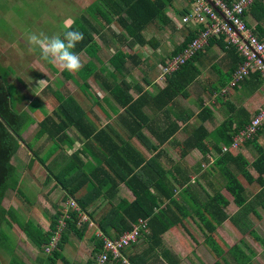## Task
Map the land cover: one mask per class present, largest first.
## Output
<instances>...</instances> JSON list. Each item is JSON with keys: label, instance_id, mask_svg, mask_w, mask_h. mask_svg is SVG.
<instances>
[{"label": "trees", "instance_id": "16d2710c", "mask_svg": "<svg viewBox=\"0 0 264 264\" xmlns=\"http://www.w3.org/2000/svg\"><path fill=\"white\" fill-rule=\"evenodd\" d=\"M174 1L97 0L91 3L89 9H91L93 18L99 17L104 21L106 28L116 24L118 32L111 31V38L119 45L122 42L129 46L134 44L145 45L146 43L154 45L153 38H144V30L157 20L162 24H167L171 18L167 15L166 8L171 6ZM224 1L230 3L233 0ZM248 9L255 17L256 11H262V16H264L263 0H254ZM184 12L178 11L179 14ZM84 20L90 23L87 19ZM256 28L260 30L258 36L262 37L264 33L258 25ZM92 29L97 32L104 43L103 45L109 47L110 42L102 31L103 29L99 28V30L94 26ZM75 30L81 31L84 34V39L76 45L74 51L80 53L87 49L91 54V58L80 71L76 72V75L84 82L92 77L108 93L109 99L121 108L120 112L112 108V112L116 113V123L120 132L110 124L97 127L90 120L87 110L71 94L63 95L58 91H55L58 104L42 119L36 121L30 115L31 107H29V111H18L15 108L6 81L8 74L3 73L4 75H2L0 73V224L2 222L12 224L13 219L17 220L16 222L20 221L11 207H4L3 201L8 189L22 192L20 178L16 174V166L11 160L23 144L32 154L30 163L35 159L39 160L49 174H52L56 184L64 190V198H71L78 207V209L71 208L67 212L68 217L65 218V226L61 230L56 248L51 251V256L46 257L50 262H53L54 258H61L64 262L66 261L60 255V249L62 244L67 241L69 232L82 237L89 223L88 220H82V214L85 213L89 220L96 223L97 228L107 237L118 236L122 232L139 225L140 221H146V229H141V239L139 238L145 247L140 252L133 254L123 252L126 247L122 250V254L128 258L131 264H152L149 261L156 260L159 256H151L153 254L149 253L160 246L162 235L176 225H183L184 220L188 218H191L200 229L204 245L215 256L216 259L212 264H231L225 256L227 253L233 257L236 264H252L251 257L239 245L227 246L218 238L221 236L216 233V229L228 217L224 211L228 199L218 190H215L217 187L214 186L213 182L210 185L213 186L214 192L210 193L199 180L190 183L188 173L177 164L172 163L168 167L163 166L159 160L161 155L159 150L150 157H144L132 141V138L135 137L142 144L148 145L150 148H157V146L168 141L184 125L186 137L178 143L180 145L179 154H186L185 152L196 148L202 155L201 161L193 167L194 169L190 173L198 174L202 170V162H206L210 170L219 173L224 178L223 187L231 195L232 201L237 207H253L251 205L254 203L260 205L264 210V147L256 141V137L264 125L259 127L255 134L247 138L241 145L254 148L256 155L252 160H249L242 151L231 152L228 150L222 152L218 146L220 143L230 146L233 135L249 121H244L247 118L245 115L232 113L212 130H207L203 124L211 115L207 107L201 108L196 113L197 118L201 120V123L196 127L187 123L193 115L192 112H180L170 120L171 114L167 107L174 103L178 95H186L188 86L196 80L199 69L195 62L201 51L207 46L203 50L197 51L176 70L167 75L165 83L160 85L155 94L150 95L138 86L136 89L139 91L138 95L134 96L130 93L131 84L124 78L118 80L117 77L121 71L128 72L131 68L128 66L129 60L134 65L137 64V54L124 52L119 46L113 44L114 47L116 46L115 50L108 57V63L113 69L107 71V76L103 75L105 62L99 55L100 45L83 23L80 24L79 29ZM185 31L182 40L171 51V55L182 52L195 36L196 31L190 29H185ZM211 43H217L228 56L227 59L225 57L227 62L231 64L229 77H225L228 84L232 73L243 62V58L234 47L226 46L222 37L211 38L208 45ZM62 72L67 78L72 77L66 70ZM252 75L256 78L260 77L258 72L249 73L238 84ZM89 92L91 91L89 90ZM232 111L234 112L233 108ZM234 116L238 118V123L235 125L233 124ZM162 117L164 120L161 123ZM33 124H36L33 138L38 140L45 137L51 142L50 152L45 156H39L22 136L23 132ZM72 129L77 136L82 137L83 143L80 148L75 149L69 155L68 161L54 173L46 162L53 154L55 155L56 150L61 146H72L73 140L68 135V131ZM144 130L152 134L156 139V145L150 142ZM207 136L213 139V145L217 152L210 163H207L209 161L207 156L209 149L204 142ZM84 155L94 162L90 169H88L89 160L83 159ZM51 160L53 163L56 162L54 157ZM249 166L255 170V175L249 171ZM205 173L206 171L201 172L200 176H204ZM238 175H241L250 186L255 184L259 187L252 199L248 200V196L245 195L247 187ZM121 184L131 192L133 199L127 201L121 198L117 202H112ZM196 187H200L201 191L206 194L205 199L200 198L198 191L194 190ZM81 190L82 193L78 194ZM22 195L23 198L26 196L24 193ZM100 196L106 198L108 205L98 215L93 208L91 210L89 208ZM64 212V209L60 207L53 215H50L48 229L45 230L28 220L24 223L20 222L19 226L34 246L40 252H44V248L56 230L58 219L63 216ZM255 213L257 214V211ZM4 238L5 235L0 228V241ZM90 238L94 241L93 251L100 252L102 239L93 234ZM256 238L260 239L259 237ZM249 251L253 253L251 250ZM108 261L121 264L119 258L114 259L111 256ZM11 264L25 263H17L15 259H11ZM86 264H92V260H88Z\"/></svg>", "mask_w": 264, "mask_h": 264}, {"label": "rangeland", "instance_id": "374dc122", "mask_svg": "<svg viewBox=\"0 0 264 264\" xmlns=\"http://www.w3.org/2000/svg\"><path fill=\"white\" fill-rule=\"evenodd\" d=\"M94 1L97 0H0V73L2 75L6 73L8 74L6 81L10 89L9 91L12 95V103H15L19 111H29V107H33L30 111L31 114L34 113L32 116L38 120L42 119L47 113V110L48 113L51 112V110L58 104L55 97V91H58L63 95L71 94L72 96L81 100L83 98L82 107H84L85 110H87L89 105L92 104L91 114L94 116L97 115L99 117V120H95L97 121V125H100V119H102L103 122L107 121L102 109L96 104V101H100L99 98L101 99V97L105 94L103 93V89H99L100 87H98V84L94 81V79L89 77L86 79V82H84L75 74V72L68 71L67 72L70 73L72 77L67 78L62 72L63 69H61L58 65H54L43 60L41 58L39 49H33L26 40V33L29 31H42L49 36L53 34L62 35L63 31L65 30L63 22L66 19L71 18L74 20V24L72 25L74 30L77 28L79 29L80 24L83 23V25H85V27L91 32L97 43L101 45L102 48L99 51V55L105 62L104 66H106V71H111L113 68L108 63V57L114 52L115 47L109 49L108 47L103 46V41L98 36L97 32L92 29V26L97 27L98 29H103L102 31L110 43L112 42V44H115V41L111 38V31L115 30L116 24L110 25L109 27L107 26L106 28V24L102 19L99 17H92L89 6ZM174 2H177V0ZM170 10V6H168L166 8V13L171 18V15L168 13ZM84 19H87L90 21V23L86 22ZM156 23L159 24V21L157 20L155 23H151L144 30V38L149 39L153 37L155 40H159L157 45L158 50H156L157 48L155 45L150 43H146L145 46L140 45L142 46V49L136 48V50H138V54L140 53L144 59L148 60L149 63H152L156 60L158 61L163 51L166 52L168 58L172 49L182 40L184 33H186L185 26L182 27V29H171L172 23L165 24V26L161 27L157 26ZM126 46L127 45L121 44L119 48H122V50L126 52L131 50ZM133 50L134 47L130 52H133ZM159 50L160 53H158ZM78 54L83 62V65H85L86 60L91 57L90 52H88L86 49L82 50ZM162 65L163 63L158 61V63L154 65L153 72L150 73L145 71V73H143L145 68L143 64H139L138 66L136 65V67H134V64L129 60L128 66L133 68L132 74L131 76L125 77L131 82V85L135 82H138L145 85L150 84L153 86H162L165 83V78L161 77ZM203 70L204 76H201L199 81L200 84L215 77L214 69L206 67ZM11 72L13 73L10 74ZM104 74L105 71L103 72V75ZM118 76V80H120L121 77L120 75ZM41 80H44V82L39 84V81ZM194 85L195 89L187 88L188 91L186 95L177 96L176 103L179 104L180 109H191L192 107H195L196 110H198V97L201 99L205 98L206 104L210 103V105L212 104L213 99H216L217 103H220L227 97H231L233 99V97L230 95L226 97V93L230 92L226 87L230 89L232 88L229 87L228 84L227 86L225 85V88H222L225 91L221 90V93L211 91L213 92L211 93L213 99H210L211 96H209V92L202 93L201 90L197 88L198 84ZM15 87L22 91V98H16V95L18 94L15 91ZM89 90L93 93L89 92ZM131 91L136 92L133 86ZM219 93L222 95V97H214L215 94ZM89 95L91 98L87 97ZM223 95H225V97ZM188 103L190 104L188 105ZM180 109L178 110L175 105L171 106L170 110H168L171 114L170 120L178 114ZM103 110L106 112L109 111L111 114L109 107H107L104 103ZM115 110L118 109L115 108ZM232 112L233 111L227 108L222 110L221 115L214 112L217 115L213 118L207 119L205 125L208 126V129H211L216 125L217 122L225 120V118H227ZM236 112L237 111H234L233 113L235 114ZM236 116L233 117V121L238 119ZM221 118L223 119L220 120ZM163 120L164 119L162 117L161 123ZM188 123L190 126L196 127L200 123V120L196 118L195 114H193ZM262 130L264 133V127H262ZM35 131L36 126L31 125L23 132L22 136L29 146L34 148L39 156H45L50 152L51 142L45 137H42L38 140L34 139L33 136ZM146 133L149 134L148 131H146ZM68 135L73 140L74 145L72 144L71 147L67 145L61 146L58 150H56L55 155L53 154V156H51L52 158L54 157L56 159V162L53 163L51 157L46 162L54 173H56L68 161L69 155L75 150L76 147H81V145H79L76 141V134L73 129L68 131ZM182 137H185V135ZM208 139L209 142L208 144L206 143V145L214 158L217 155V152L214 148V145L212 144L213 139H210V137H208ZM221 146L222 144H220L219 147L221 148ZM241 147L237 150H232L231 152H236L238 150L244 151V149ZM249 147L247 150H245V155L249 157V160H252L253 157H255L256 152L252 146ZM185 153L186 154L181 155L179 152L177 154H173L174 157L170 158V160H167L166 157H159L161 160L160 162H162L163 166L165 167H168L172 163L177 164L182 169H185L184 171L188 173L190 183H193L194 180H199V182L206 186L205 181L202 179L199 173H190V171L194 169L193 167L201 161L199 152H197L196 148H193ZM83 157H86L90 160V158L85 155ZM31 158V152L23 144H21L15 156L11 160L16 166V174L20 178L22 192L8 189L5 194L3 202L4 207H12L15 213H19L20 215L17 216L20 221L16 223L17 220L13 219L15 223H13L12 226H9V224L6 222H2L0 224L2 233L5 235V238L0 241V255H2L4 258V264L9 263L7 262L8 254L3 251V246L5 245L12 249L16 244V238L18 240L17 250L11 255H13V259H18L16 260L17 263H21L20 258L25 259V262H34L38 259L36 258L38 255L39 257L44 258L46 263L49 264L50 260L46 259V257L51 256L52 252H40L36 247H34V244L32 245L29 240L22 236L23 239L29 241L32 246L24 244L23 240L20 239V236L23 232L19 229L20 227L18 225H20V222L23 223L30 219L34 224H38L43 230H45L48 229L50 215H53L56 210H59L60 207L64 208L65 212L63 213V216L67 218V212L73 208L71 205L72 199L68 197L64 198V190L56 184L52 174H49V172L46 171L47 169L44 167V165L38 162L39 160L37 161L36 159L35 161L31 162L30 167H28V163L30 162ZM202 165L205 164L202 162ZM88 169H90V167ZM207 169L211 171L209 168ZM248 169L253 175L256 174L255 170L251 166H249ZM209 174L210 175L208 176L212 179V181H214L213 184L217 187L216 190L219 192L221 191L227 196H230V194L223 187L225 182L224 178L217 172ZM46 177L49 179L48 182H44ZM238 177L247 187L246 189L248 191H245V195L250 197L253 189L258 186L255 184L250 186L241 175H238ZM178 188L177 191H179ZM207 189L209 190V188ZM194 190L198 191L201 199L206 198V194L201 191L200 187H196ZM118 192L119 189L116 192V198L113 202H117L119 197L120 199L121 197H127L128 199L132 198V195L130 196V194L126 192L124 188L121 189L120 194H117ZM23 193L26 195L24 198L22 195ZM211 193H213V190ZM78 194H80V192H78ZM252 198L253 197H250L248 200ZM107 205L106 198L100 196L93 202L89 209L91 210L93 208L94 212L99 215V213L107 208ZM251 206L253 207L246 206L245 208H239L232 201V197H230L228 199V204H226L224 207V211L228 217L217 227L216 233L222 237H218L222 243H228L227 246L237 244L242 247L247 255L251 257L252 264H264V250L261 246V240L258 238H255L256 240H254V238L249 235V232L247 234V228H253L261 233L264 232V210L258 204L253 203ZM251 209L257 211V214L252 212ZM82 215V220H88L89 222L88 227L86 228L82 237L75 235L73 232H69V234H67V241L62 244L61 253L72 264H86L88 260H92L93 262L98 255L97 252L93 251L94 241L90 239V235L94 232L93 235L98 238V234H100L101 231L97 228L96 223L89 220L85 213ZM61 218H59L58 221ZM64 220L65 218L62 219L63 222H65ZM172 229L175 233L174 236L170 237L169 239L166 237L163 238V241L166 242L168 247L161 243L157 249L149 253L153 254L151 256H159L161 264H172L175 262L172 261V258L175 255H180V261L184 262V264H212L214 262L216 259L215 256L210 253L208 248L204 245L203 235L191 218L185 219L183 225H176L172 227ZM252 232L253 233L251 234L255 236L254 234L256 232ZM16 233H19L20 236H17ZM263 237L264 234H262L261 239ZM26 240L25 242H27ZM247 243L250 245V247H252L250 250L253 253H250L249 250L245 249V247L248 246ZM136 245V242H133L132 246H127L123 252L126 254L127 252L129 253L131 251L134 253V250L137 252L138 248L136 249ZM175 247H180L182 251H172L171 249H175ZM225 256L228 258L231 264H236V262L233 261V257L231 255L227 253ZM54 260L56 264H64L61 258H54ZM105 264H111V262L107 261ZM121 264L123 263L121 262ZM153 264H156L155 260Z\"/></svg>", "mask_w": 264, "mask_h": 264}, {"label": "crops", "instance_id": "0c3cea01", "mask_svg": "<svg viewBox=\"0 0 264 264\" xmlns=\"http://www.w3.org/2000/svg\"><path fill=\"white\" fill-rule=\"evenodd\" d=\"M263 3H264V0H263ZM188 0H177V2H174L171 6H170V11H168V13L171 15V20L168 22V23H172V25H171V29H176V27H175V25H174V23L172 22V20L174 19V18H177V16H178V11H186L187 10V8H188ZM256 13V17L255 16H253V14H251V11L248 9L246 12H245V14H244V16H243V18H244V20H245V22H246V25H247V27L248 28H250L257 36L258 35H260V30L259 29H257L256 28V25H258V27L261 29V31L264 33V16H262L263 15V13H262V11H256L255 12ZM180 15V14H179ZM167 23V24H168ZM156 25L157 26H165V24H162V23H160L159 22V24H157L156 23ZM114 31H116V32H118V29L115 27V30ZM259 37H261V36H259ZM262 37H264V34L262 35ZM151 38H153V37H151ZM154 39V45L156 46V50H158V47H157V45H158V43H159V40H155V38H153ZM97 42V41H96ZM110 42V41H109ZM99 44V43H98ZM104 44V43H103ZM102 44V45H103ZM122 44H124L123 42H122ZM178 44V43H177ZM115 45L116 46H120L119 44H118V42H115ZM124 45H127V44H124ZM160 45V44H159ZM104 46V45H103ZM115 46V47H116ZM145 46V45H144ZM154 46V47H155ZM100 47H101V45H100ZM106 47H108V46H106ZM126 47H128V49H131L132 50V48L134 47V50H133V52H130L131 50H129L128 52L129 53H135V54H137V58H136V60H137V64H135L134 65V67H136V65L138 66L139 64H143V66H145V68H144V72L143 73H145V71H148V72H153V70H154V65L156 64V63H158V61H160V62H164V60H165V58L167 59V54H166V52L165 51H163L161 54V57H159V60L157 61H154V62H152V63H149L148 62V60L147 59H144L143 57H142V55L139 53L138 54V50H136V48H140V49H142V46H140V45H138V44H134L133 46H129V45H127ZM102 48V47H101ZM109 49H111V48H114V46H113V44L112 43H109V47H108ZM175 48V47H174ZM173 48V49H174ZM172 49V50H173ZM87 50V49H86ZM121 50H122V48H121ZM154 50V49H153ZM100 51V50H99ZM123 51V50H122ZM124 52H126V51H124ZM158 53H160V50L158 51ZM226 52L223 50V49H221L220 48V46L217 44V43H211L210 45H208L203 51H201V53H200V56L197 58V61L195 62L196 64H197V68L199 69V73H198V75H197V77H196V80L193 82V83H191L189 86H188V88H194L195 87V85L194 84H198V86H197V88L199 89V90H201V92L202 93H206V92H209V96H211L210 97V99H213L212 98V94L211 93H213V92H216V93H218V92H220L221 93V90H223L222 88H225L226 86H227V78L229 77L228 76V74H229V67H230V63H228L227 61L228 60H226L227 59V57L228 56H226V54H225ZM155 54H156V52H155ZM170 55H171V53H170ZM169 55V56H170ZM168 56V57H169ZM225 57H226V59H225ZM91 57H89L87 60H86V62L90 59ZM155 60V59H154ZM85 62V63H86ZM105 64V63H104ZM106 66H104V68H105ZM206 67H208V68H212V69H214V73H215V77H213L211 80H208V81H205V82H203V83H199V81H200V78H201V76L203 75V69H205ZM132 67L128 70V72L127 71H121L120 72V79H122V78H124L125 80H127L129 83H131L126 77H128V76H131V74H132ZM75 74H76V72H75ZM106 74H108L107 73V71H106V68H105V74L104 75H106ZM107 76V75H106ZM126 76V77H125ZM204 76V75H203ZM225 77H227V78H225ZM119 78V76L117 77V79ZM143 78H144V76H143ZM23 83V82H22ZM156 84V83H155ZM226 85V86H225ZM131 86H133V88H134V90H136V89H138V86H140L141 88H142V90H146L150 95H153V94H155L156 92H157V90L159 89V87H160V85H150V84H148V85H145V84H141V83H138V82H135V83H133ZM152 86V87H151ZM98 87H100L99 89L100 90H102L103 88L101 87V86H99L98 85ZM137 87V88H136ZM84 88V87H83ZM227 89H228V91H230L229 93H226L227 95H226V97L227 96H232L233 97V99L230 97V98H225V100H222L220 103H217V100L216 99H213L212 100V104L210 105V103L209 104H206V100H205V98H203V99H201L200 97H198V110H196V108L195 107H192V108H194V109H184V108H182V109H180L179 108V104L178 103H176V99L174 100V103L173 104H169L168 105V110H170V108H171V106H173V105H175V107H177V109L179 110L180 109V111L178 112V113H180V112H183L184 113V111L187 113H190V112H192L193 114H195V116H196V113L201 109V108H203V107H207L209 110H210V112H211V115H210V117L209 118H213V117H215L217 114H215V113H218L219 115H221V112H222V110L224 109V108H227V109H229V110H231L232 111V108L234 109V111H237L236 113H238L239 115H245L247 118H245V120L244 121H248L250 118H251V116L256 112V110L259 108V107H261V106H263L264 105V77H262L261 75H260V77L259 78H256L254 75H252V76H249L248 77V79H245L243 82H240L237 86H235V87H233V88H228V87H226ZM82 89V88H81ZM86 89V88H85ZM195 89V88H194ZM140 90V89H139ZM188 90V89H187ZM15 91H16V93L18 94V95H16V98H19V97H21L22 98V94H21V92L22 91H20L17 87H15ZM211 91H213V92H211ZM138 90H136V92H132L131 90H130V93H132L134 96H137L138 95ZM92 93V92H91ZM103 93L105 94L104 96H102L101 97V99L99 98V100L100 101H96V104L98 105V107H100L101 109H102V111H103V114L105 115V117H106V119H107V121H105V122H103L102 121V119H100V125H97L96 124V122L97 121H95V120H99V117L97 116V115H93V114H91L92 113V110H91V108H92V104H90L89 105V107L87 108V114H88V116L90 117V120L97 126V127H102V126H104L105 124H110L114 129H118V131L120 132V129H119V127L117 126V123H116V113L115 112H112V108H116V109H118L117 110V112H120L121 111V108H119L118 106H116L115 104H114V102L112 101V100H110L109 99V97H108V93L105 91V90H103ZM220 93L219 94H215L214 95V97L216 96V97H222V95H220ZM224 97H225V95H223ZM234 96H235V99H234ZM74 97V96H73ZM87 97H89V98H91V96L89 95V96H87ZM81 105H82V100H83V98H82V100L81 99H79V98H76V97H74ZM16 102V101H15ZM102 102V103H101ZM18 103H19V101H18ZM101 103V104H100ZM103 103L107 106V107H109V109H110V111H111V114L109 113V111H105V110H103ZM216 103V104H215ZM190 103H188V105H189ZM15 108L17 109V107H16V105H15ZM33 108V107H32ZM18 110V109H17ZM19 111V110H18ZM21 111H24V110H21ZM146 111L148 112V113H150V115L151 116H153V114L148 110V109H146ZM89 112V113H88ZM168 112H170V111H168ZM215 112V113H214ZM47 113H48V110H47ZM233 113V112H232ZM232 113L230 114V115H232ZM32 114H34V113H32ZM32 114H31V112H30V115L32 116ZM110 114V116H108ZM161 116V115H160ZM34 117V116H33ZM44 117V116H43ZM35 118V117H34ZM158 118H159V116H158ZM196 118H197V116H196ZM208 118V119H209ZM36 119V118H35ZM198 119V118H197ZM223 118H221L220 120H222ZM36 121H39L38 119H36ZM207 120H205L204 122H203V124H204V126L207 128V130H212V129H214L219 123H220V121L219 122H217L216 123V125L213 127V128H211V129H208V126L207 125H205V122H206ZM179 124L181 123V122H178ZM187 123H188V121H187ZM200 123H201V120H200ZM199 123V124H200ZM236 123H238V120H236V121H234V125L236 124ZM182 124V123H181ZM189 124V123H188ZM33 125H35L36 126V124H33ZM233 125V126H234ZM146 131L147 130H144V133H145V135L148 137V139L150 140V142L152 143V144H154V145H156L157 144V142H156V139L152 136V134H147L146 133ZM186 130H184V125H182L181 126V128H180V130H178L168 141H166L164 144H162V145H160V146H157V148H150L148 145H144V144H142L141 142H139V141H137V139L135 138V137H133L132 138V141H133V145L137 148V150L138 151H140L141 153H142V155L144 156V157H150V156H152L154 153H156L158 150L160 151V157H166V159L167 160H170V158H173L174 156H173V154H177L179 151H180V145H178V143L180 142V141H182L185 137H186V132H185ZM182 133V134H181ZM76 134V133H75ZM183 135H185V137H182ZM208 137H210V136H207L206 138H205V143H207L208 144ZM75 138H76V141H77V143L79 144V145H82V143H83V140H82V137H80V136H75ZM178 138H182V139H178ZM210 139H211V137H210ZM256 141L259 143V144H261V146H263L264 147V133H263V130H261V132H260V134L259 135H257V137H256ZM212 144H213V141H212ZM221 144V143H220ZM220 144H218V146H220ZM73 145H74V142H73ZM249 147V146H248ZM247 146H242L241 148L242 149H244V151H242V153L245 155V150H247V148H248ZM77 148H79V147H76L75 149H77ZM250 148V147H249ZM197 150V149H196ZM250 151V150H249ZM197 152H199V154H200V156L202 157V155H201V153H200V151H198L197 150ZM211 151H209L208 152V154H207V156H208V158H209V161H207V163H210V161L213 159V156H212V154L210 153ZM250 153H251V151H250ZM188 154V153H187ZM192 155V154H191ZM191 155H189V156H191ZM188 156V155H187ZM246 156V155H245ZM247 158H249L248 156H246ZM83 159H87V160H89L88 158H85V157H83ZM36 160V159H35ZM160 160V159H159ZM174 160V159H173ZM38 161V160H37ZM161 161V160H160ZM39 162V161H38ZM170 162V161H169ZM205 165H202L201 164V166H203V169L202 170H200L199 171V174L201 173V172H203V171H207L206 173H205V175L204 176H201L202 177V179L205 181V183H206V186L205 187H207V188H209V192L211 193L212 192V185H210L211 184V182H214V181H212V179L208 176V175H210L209 173H215V171H213V170H211L210 172L207 170V168H209V167H207V165L208 164H206V162H203ZM29 165H28V167H30V162L28 163ZM94 164V162L90 159L89 160V162H88V166L90 167V166H92ZM205 169V170H204ZM47 171V170H46ZM48 180L49 179H47V177L45 178V180H44V182H48ZM53 186V185H52ZM215 186V185H214ZM125 189V191L126 192H128L129 194H130V196L132 195L131 194V192L123 185V184H121L120 186H119V192L117 193V194H120V191H121V189ZM215 190H216V188H215ZM259 190V187H256V188H254L253 189V192H252V194H251V196L250 197H253V195L257 192ZM123 192V191H122ZM214 192V191H213ZM82 193V190L80 191V194ZM127 193V194H128ZM220 193H222L221 191H220ZM128 194V195H129ZM223 194V193H222ZM228 194V193H227ZM224 195V197H226L227 199H229L230 197H231V195L230 196H227L226 194H223ZM229 195V194H228ZM250 197H248V199L250 198ZM115 198L116 197H114V199H113V201L115 200ZM121 198H124V199H126L127 201H131L132 199H133V195H132V198L131 199H128L127 197L125 198V197H121ZM119 199H120V197H119ZM118 199V200H119ZM112 201V202H113ZM4 202V201H3ZM3 205H4V203H3ZM94 206V205H93ZM12 208V207H11ZM64 209V208H63ZM12 210H13V212L15 213V211H14V209L12 208ZM251 211L252 212H255L253 209H251ZM15 215L17 216V215H20L19 213H15ZM83 216V215H82ZM18 217V216H17ZM263 218H264V215H263ZM262 218V219H263ZM19 219V218H18ZM20 220V219H19ZM27 221V220H26ZM28 221H31L30 219H28ZM32 222V221H31ZM13 223H15V222H12V224ZM17 223V222H16ZM24 223V222H23ZM12 224H9V226H12ZM38 225V224H37ZM19 226V225H18ZM20 227V226H19ZM20 230H22L21 228H19ZM175 230V229H174ZM247 234H248V232L250 233L249 235L251 236V237H253L254 238V240H256L255 238L256 237H259L260 238V242H261V246H262V249L264 250V241H262V239H261V237H262V234H264V232L263 233H261V232H258L257 230H255V229H253V228H247ZM252 231H255L256 233L254 234L255 236H253L251 233H253ZM22 234H21V236L19 235V233H16V235L17 236H20V239L21 240H23V243L24 244H26V245H31L30 243H29V239H28V237L26 236V234H25V232L22 230ZM95 232H96V230H95ZM92 234H94V232L92 233ZM91 234V235H92ZM174 231H173V229L172 228H170L168 231H166L163 235H162V243L166 246V247H168L167 246V244H166V242H164L163 241V238L164 237H166V238H170V237H173L174 236ZM91 235H90V237H91ZM22 236H24V238H26L27 240H29V241H27L26 239H23V237ZM16 237V236H15ZM264 238V237H263ZM91 239V238H90ZM141 239V238H140ZM138 240L137 242H138V244L136 245V249L138 248V250H137V252H136V250H134V253H138V252H140L144 247H145V245L143 244V243H141V240ZM16 240V244H15V246L11 249V248H9V247H7V246H3V251H5L6 252V254H8V263L9 264H11V257H12V259H13V255H11V254H13V253H15V251L17 250V243H18V240H17V238L15 239ZM25 240L27 241V242H25ZM92 240V239H91ZM31 242V241H30ZM32 243V242H31ZM228 244V243H227ZM32 245H33V243H32ZM31 245V246H32ZM247 245L249 246H247V247H245V249H247V250H250V248H252V247H250V245L247 243ZM228 246H232V245H228ZM35 247V246H34ZM33 248V247H32ZM242 248V247H241ZM62 249V248H61ZM61 249H60V255L61 256H63L65 259H66V261L64 262L63 260V262H64V264H72L62 253H61ZM171 249V248H170ZM172 251H176V252H180V251H182L181 249H180V247L178 248V247H175V249H171ZM242 250H243V248H242ZM210 251V250H209ZM211 253V252H210ZM127 254H133V252L131 251V252H127ZM38 256V255H37ZM36 256V258H38L37 260H35L34 262L32 261L31 263H29L28 261H24L25 259H22V258H20L21 259V262L22 263H25V264H47L46 263V260H44V258H42V257H37ZM16 260H18V259H16ZM172 261H175V262H173L174 264H184V262H181L180 261V255H175L173 258H172ZM0 262H1V264H4V258H3V256L2 255H0ZM110 262H112V261H110ZM149 262H151L152 264H153V262H154V259L153 260H150ZM155 262H156V264L158 263V264H161V260H160V258L158 257L156 260H155ZM49 264H56L55 263V260L53 261V262H50ZM112 264H116L115 262H112Z\"/></svg>", "mask_w": 264, "mask_h": 264}, {"label": "built area", "instance_id": "2783aa9c", "mask_svg": "<svg viewBox=\"0 0 264 264\" xmlns=\"http://www.w3.org/2000/svg\"><path fill=\"white\" fill-rule=\"evenodd\" d=\"M253 1L233 0L227 3L224 0H188L187 10L178 18H174L172 22L178 29L185 26L186 29L196 31L195 36L182 52L177 55H170L164 61L161 66V77L165 78L197 51L203 50L208 46L211 38L220 37L224 39L226 46L234 47L243 58V62L238 65L230 77L229 87L236 86L249 73L258 72L264 77V37L257 36L248 28L243 18L245 11L248 10ZM263 125L264 105L259 107L249 121L233 135L230 146L222 144V152L239 149L242 143L247 138L252 137L257 129ZM71 205L78 209L73 200ZM63 218L66 217L63 216L58 221L56 230L44 251L51 252L56 247L65 224L62 221ZM146 225V221H140L139 225L115 237L98 234L103 241L102 249L92 264H105L110 256L114 259L119 258L123 264H131L128 258L122 254V250L139 240L141 229L145 230Z\"/></svg>", "mask_w": 264, "mask_h": 264}, {"label": "clouds", "instance_id": "9594fccd", "mask_svg": "<svg viewBox=\"0 0 264 264\" xmlns=\"http://www.w3.org/2000/svg\"><path fill=\"white\" fill-rule=\"evenodd\" d=\"M63 23L65 30L62 35L49 36L42 31H29L26 33V40L33 49H39L43 60L58 65L68 72H78L83 67V62L74 49L78 43L83 41L84 34L72 28L74 20L71 18L66 19ZM43 82L44 80H41L39 84Z\"/></svg>", "mask_w": 264, "mask_h": 264}, {"label": "water", "instance_id": "95a60500", "mask_svg": "<svg viewBox=\"0 0 264 264\" xmlns=\"http://www.w3.org/2000/svg\"><path fill=\"white\" fill-rule=\"evenodd\" d=\"M0 120H1V118H0Z\"/></svg>", "mask_w": 264, "mask_h": 264}]
</instances>
